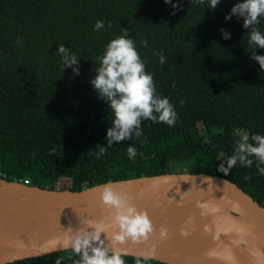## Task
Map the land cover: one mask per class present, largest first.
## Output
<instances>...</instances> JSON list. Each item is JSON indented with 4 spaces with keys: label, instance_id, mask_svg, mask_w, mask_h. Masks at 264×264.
I'll list each match as a JSON object with an SVG mask.
<instances>
[{
    "label": "trees",
    "instance_id": "trees-1",
    "mask_svg": "<svg viewBox=\"0 0 264 264\" xmlns=\"http://www.w3.org/2000/svg\"><path fill=\"white\" fill-rule=\"evenodd\" d=\"M238 2L221 0L209 10L207 0H0V179L79 192L140 177L219 171L233 154L234 129L247 132L249 142L264 136V71L250 59L243 18L225 20ZM97 20L105 24L99 32ZM124 27L179 120L172 127L145 120L142 137L113 142L97 158L113 117L90 81L106 45ZM258 27L264 32V17ZM143 39L147 47L140 46ZM61 44L77 54L79 75L63 70ZM131 144L135 160L127 156ZM227 176L264 208V175L255 162L238 164ZM57 259L74 264L78 257L63 251L11 264ZM124 259L134 264L133 257Z\"/></svg>",
    "mask_w": 264,
    "mask_h": 264
},
{
    "label": "clouds",
    "instance_id": "clouds-1",
    "mask_svg": "<svg viewBox=\"0 0 264 264\" xmlns=\"http://www.w3.org/2000/svg\"><path fill=\"white\" fill-rule=\"evenodd\" d=\"M193 2L204 4L206 0H191V3ZM207 2V9L214 10L221 0H207ZM165 3H171V0H165ZM173 7L176 8L177 5L173 4ZM233 16L237 19L243 18V28L248 29L246 36L250 59L256 61L261 71H264V55H257L258 48L264 49V32L258 27L261 18L264 17V0H242L236 3L230 13L225 16V20H231ZM111 26L109 23L108 27ZM104 28V22L97 20L93 30L99 32ZM220 32L224 40L231 38L228 30L221 28ZM17 43L20 41L18 40ZM140 46L147 47V39L141 40ZM56 52L61 57L63 70L72 68L75 75L80 74L79 59L75 52L63 44L58 46ZM154 54L159 56L161 64L166 62L163 52ZM98 60L99 67L94 70L96 75L90 83L96 90L98 98L108 104L113 119L107 128L106 144L97 146V158L105 155L108 149L113 147V142L134 141L142 137L144 135L142 123L145 120L164 123L169 127L175 126L179 120L175 106L168 97L161 96L157 92L153 74L146 71V61L141 58L136 41L130 37L128 27L122 28V34L108 42ZM180 104L183 105L184 100H180ZM233 136L238 137L235 140L233 154L220 163L218 170L227 175L238 164L250 168L255 162L259 174L264 175V167H261L264 165V136L252 137L254 142H249V134L238 128L234 129ZM143 142H146V138ZM137 155L134 144L127 147L129 159L135 160ZM99 199L102 206L108 210V215L99 221L81 219L83 227L75 231L69 228L63 236L53 242V248L49 251H54L56 248L71 249L78 257L74 264H127L124 257L129 255V252L120 246L128 242L147 243L155 237V228L148 212L138 209L131 202L133 198L127 193L117 191L111 184H105L99 190ZM225 203L231 205L232 212L243 214L238 203L231 201H225ZM198 207L201 216L215 218L212 226H205V231L210 232L214 240H218L228 231H235L241 237L236 243H244L243 236L247 234V229L234 217L221 216L222 207L219 203L204 200L198 203ZM190 222L191 217L189 221H186L185 227L180 229L182 236L190 235L188 230ZM228 222L233 225L232 228L221 226V223ZM159 236L161 239L167 238L168 230L161 228ZM210 254L219 255L215 252ZM259 255L264 256V253ZM222 258L229 264H235L231 254ZM133 259L134 264H149L156 259L155 246L135 253ZM55 264H61L60 260L57 259ZM258 264H264V260L258 261Z\"/></svg>",
    "mask_w": 264,
    "mask_h": 264
},
{
    "label": "water",
    "instance_id": "water-1",
    "mask_svg": "<svg viewBox=\"0 0 264 264\" xmlns=\"http://www.w3.org/2000/svg\"><path fill=\"white\" fill-rule=\"evenodd\" d=\"M125 182L151 189L150 196L142 204L131 202L144 210L150 205L148 215L155 228V237L147 243L128 242L120 246L127 249V256L133 257L135 253L154 245L156 259L153 261L164 264H229L222 258L229 254L235 264H254L209 241L204 231V220L209 219L208 216H201L198 203L204 200L218 203L216 200L222 198L223 201L238 203L249 231L264 240V208L224 173L215 170L169 173L107 184ZM102 186L75 192L43 189L0 179V233L4 238L0 243V264L71 251L49 249L69 228L75 231L83 227L80 220L70 217L67 212H93L97 221L108 215V210L93 198V192ZM190 217V235L182 236L180 229L185 227ZM161 228L168 230L165 239L159 236ZM213 252L219 255L210 254Z\"/></svg>",
    "mask_w": 264,
    "mask_h": 264
},
{
    "label": "bare ground",
    "instance_id": "bare-ground-1",
    "mask_svg": "<svg viewBox=\"0 0 264 264\" xmlns=\"http://www.w3.org/2000/svg\"><path fill=\"white\" fill-rule=\"evenodd\" d=\"M117 191L120 192H125L127 193L130 197L133 198L132 201H134L137 205L142 204L145 202L146 199L150 196L151 189H145L140 186H136L134 183H120V184H113L112 185ZM101 187L97 188L93 192V198L97 199L98 202H100L99 199V190ZM218 203L222 207V212L220 213L221 216H232L235 218V220L239 223L242 224L246 229H247V234L243 236L244 243H236V241L240 240L241 237L235 232V231H228L227 234H222L218 240H214L212 238V234L210 232L205 231V226H212L214 224L215 218L208 216V219L204 220V231L206 232V236L209 239V241L215 243L216 245H219L223 249L229 251L230 253L234 254L235 256L242 258L246 260L247 262H251L254 264H258V261L264 260V256H261L259 254L264 253V240L252 232L249 231V226L244 219V215L242 214H237L235 212L231 211V205L228 203H225L222 199H218ZM147 208V209H146ZM146 211L149 212L151 211L150 205H147L145 207ZM67 214L70 217H74L76 220H81V219H92L96 220L95 215L93 212H67ZM221 226L224 228H232L233 225L228 222V223H221ZM214 230V229H213ZM4 238L1 236L0 233V243L3 242Z\"/></svg>",
    "mask_w": 264,
    "mask_h": 264
},
{
    "label": "built area",
    "instance_id": "built-area-1",
    "mask_svg": "<svg viewBox=\"0 0 264 264\" xmlns=\"http://www.w3.org/2000/svg\"><path fill=\"white\" fill-rule=\"evenodd\" d=\"M19 182H21V181H19ZM22 183L25 184V185H30V181L29 180H25Z\"/></svg>",
    "mask_w": 264,
    "mask_h": 264
}]
</instances>
